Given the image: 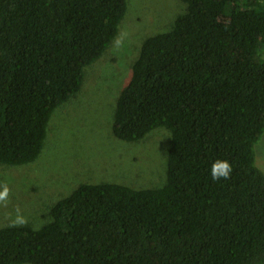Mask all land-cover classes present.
I'll list each match as a JSON object with an SVG mask.
<instances>
[{"label":"trees","instance_id":"trees-1","mask_svg":"<svg viewBox=\"0 0 264 264\" xmlns=\"http://www.w3.org/2000/svg\"><path fill=\"white\" fill-rule=\"evenodd\" d=\"M139 46L112 134L168 131L156 188L83 183L38 226L0 227V264H264V0H180ZM127 0H0V166L40 156L50 119L116 38ZM228 161L213 181V162Z\"/></svg>","mask_w":264,"mask_h":264},{"label":"rangeland","instance_id":"rangeland-1","mask_svg":"<svg viewBox=\"0 0 264 264\" xmlns=\"http://www.w3.org/2000/svg\"><path fill=\"white\" fill-rule=\"evenodd\" d=\"M118 34L102 57L85 70L80 92L52 115L39 158L32 164L0 166V190H10L0 206V227L10 225L16 209L38 227L46 211L83 183H117L134 189L156 188L166 180L170 136L156 129L137 143L112 134L117 97L126 86L141 41L170 28L185 10L180 0H127ZM123 43L117 46V38ZM264 59V47L259 52ZM255 164L264 174V133L254 147Z\"/></svg>","mask_w":264,"mask_h":264},{"label":"clouds","instance_id":"clouds-1","mask_svg":"<svg viewBox=\"0 0 264 264\" xmlns=\"http://www.w3.org/2000/svg\"><path fill=\"white\" fill-rule=\"evenodd\" d=\"M117 46L122 45L123 38H117L115 41ZM232 173V166L228 161H220L217 160L213 162L210 175L213 181H218L221 179L227 180L230 178ZM10 190L7 185L2 186V190H0V206L7 207L9 202ZM28 223V220L25 216H23L19 209H16V215L14 218L10 219V226H25Z\"/></svg>","mask_w":264,"mask_h":264}]
</instances>
